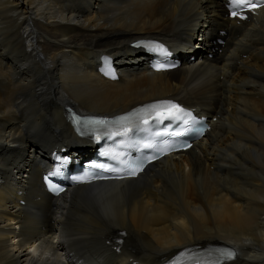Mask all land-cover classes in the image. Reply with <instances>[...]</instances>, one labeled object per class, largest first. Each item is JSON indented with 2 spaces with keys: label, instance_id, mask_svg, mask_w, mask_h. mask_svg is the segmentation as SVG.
<instances>
[{
  "label": "bare ground",
  "instance_id": "bare-ground-1",
  "mask_svg": "<svg viewBox=\"0 0 264 264\" xmlns=\"http://www.w3.org/2000/svg\"><path fill=\"white\" fill-rule=\"evenodd\" d=\"M185 37L199 50L170 72L149 73L130 47L178 49ZM100 55L114 58L116 81L94 73ZM158 99L217 119L135 179L42 193L51 153L90 148L65 106L111 116ZM0 172V264H58L54 243L70 264H157L208 245L234 249L228 264H264V8L233 25L218 0H0ZM116 232L118 255L105 245ZM30 239L41 252L28 254Z\"/></svg>",
  "mask_w": 264,
  "mask_h": 264
},
{
  "label": "snow or ice",
  "instance_id": "snow-or-ice-1",
  "mask_svg": "<svg viewBox=\"0 0 264 264\" xmlns=\"http://www.w3.org/2000/svg\"><path fill=\"white\" fill-rule=\"evenodd\" d=\"M228 6L230 9V14L232 17L239 16V19H247L248 17L244 15L246 10H255L257 7H264V0H228ZM149 47L150 50L157 51L161 54H167V50L163 45L156 44L153 42H148L145 45ZM156 112L157 114L153 117L152 113ZM141 113H147V116L141 115ZM190 115L179 105L171 101H162L159 103L148 105L146 108L137 109L132 113L126 114L124 116L117 117L113 121L101 120V119H92L85 121L84 123L96 125L98 128L95 131L100 129H105L103 131V137L108 139H114L115 137H121L118 142H116V148L124 149L128 147V140L130 139L134 131H143L145 133L150 132V125L162 123L165 119H181L182 116ZM143 123V127H140V123ZM187 121H185L186 123ZM112 126V127H110ZM81 134H84L83 132ZM154 137H163V136H178L181 133L177 132H152ZM96 139H102L101 135H96ZM147 149H154L155 154L149 157V160L156 159L160 155L166 154L169 150H174L173 146L167 141H160L155 145L152 143H145L142 145ZM116 148L111 149L107 152L102 153V155L108 157L111 161L115 162V166H110L104 163H93L92 168L100 169L101 173H115L114 176L109 177L102 175L100 173L96 174L97 179H124L126 177H135L139 172H142L145 166V160L139 161H127L125 158L124 151H117ZM45 181L49 182L50 190H53L58 195L60 191H63L62 188L55 189L50 183L49 176L45 177ZM78 182H86L79 180ZM36 246L33 245L29 251L36 253ZM187 253H180V255L173 260L172 264H228V262L233 261L236 258V251L231 248H218L215 250V254H210L207 259H201L199 257H191V261L184 262L181 261L180 257L185 256Z\"/></svg>",
  "mask_w": 264,
  "mask_h": 264
}]
</instances>
